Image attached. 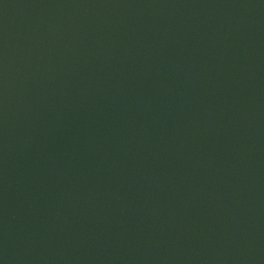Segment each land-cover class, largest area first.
Instances as JSON below:
<instances>
[{"label":"water","instance_id":"1","mask_svg":"<svg viewBox=\"0 0 264 264\" xmlns=\"http://www.w3.org/2000/svg\"><path fill=\"white\" fill-rule=\"evenodd\" d=\"M0 264H264V0H0Z\"/></svg>","mask_w":264,"mask_h":264}]
</instances>
